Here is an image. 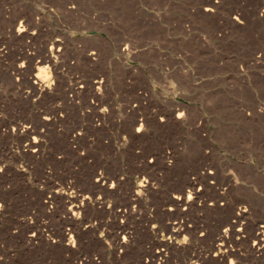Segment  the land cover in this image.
Instances as JSON below:
<instances>
[{
  "label": "rangeland",
  "instance_id": "1",
  "mask_svg": "<svg viewBox=\"0 0 264 264\" xmlns=\"http://www.w3.org/2000/svg\"><path fill=\"white\" fill-rule=\"evenodd\" d=\"M263 8L0 0V264H264Z\"/></svg>",
  "mask_w": 264,
  "mask_h": 264
},
{
  "label": "bare ground",
  "instance_id": "2",
  "mask_svg": "<svg viewBox=\"0 0 264 264\" xmlns=\"http://www.w3.org/2000/svg\"><path fill=\"white\" fill-rule=\"evenodd\" d=\"M261 2H262V4H263V6H264V0H261ZM213 7V5H208V6H206L204 9H205V11H212V8ZM262 11H264V8H263V10ZM256 13V12H255ZM20 29H17V31H19ZM46 57H50V54H47L46 55ZM44 58V57H43ZM44 60V59H43ZM37 64V63H36ZM40 65V64H39ZM38 65V66H39ZM36 66V65H35ZM41 67V66H40ZM34 84H35V86H34V88H36V90L39 92V93H44V92H47L48 90H49V82H45V79L44 78H42V77H39V76H37L36 77V80H34ZM178 113V112H177ZM181 113V112H180ZM177 116H180V114H178ZM136 117V116H135ZM48 118V116L46 117V119ZM137 118V117H136ZM138 119V118H137ZM134 120V119H133ZM132 120V121H133ZM136 122V121H135ZM139 124V123H138ZM142 124V123H141ZM140 125V124H139ZM141 126H138L137 127V130L139 131V129H141L140 128ZM33 139H35V138H33ZM33 141V142H32ZM31 141V143L29 144L31 147L33 146V145H35L34 144V142L36 141V140H32ZM37 142V141H36ZM34 150H35V148H34ZM101 178L100 177H97L95 180L96 181H99ZM143 181V180H142ZM142 181H138V182H136L135 184H134V186H133V188H132V190H130L131 191V195H132V197H133V199L134 200H136V199H138L139 197H140V192H141V190L146 186V184L144 183V182H142ZM189 184V183H188ZM131 189V188H130ZM57 191V190H56ZM55 191V192H56ZM178 193V192H177ZM172 196V195H171ZM78 197V196H77ZM81 197V196H80ZM92 198V197H91ZM172 200L174 201V202H176L177 204L179 203V204H189V203H191V202H189V195H187V197H184V195L182 196V195H180V194H175V195H173L172 197ZM85 200V201H89L90 200V196H88V195H86V194H84V196H83V198L81 197V200ZM93 199V198H92ZM80 200V201H81ZM73 201V200H72ZM79 201V202H80ZM73 203V202H72ZM78 204V203H77ZM81 204H82V201H81ZM83 205V204H82ZM75 207L77 208L78 207V205H76L75 204ZM71 209H73V208H71ZM68 211H70L69 209H68ZM77 212V211H76ZM71 213H72V210H71ZM73 214V213H72ZM177 228V227H176ZM179 230H181V228L179 229ZM183 230V229H182ZM254 248H256V249H260V248H262V249H264V237L263 238H261V237H259V234H256L255 235V237H254ZM124 241H126L125 240V238L124 237H122V240L120 241V242H118L120 245L121 244H123V242ZM162 241H163V243H170L171 241L169 240V239H166V238H162ZM158 252H160L159 250H158ZM94 263V262H93Z\"/></svg>",
  "mask_w": 264,
  "mask_h": 264
},
{
  "label": "snow or ice",
  "instance_id": "3",
  "mask_svg": "<svg viewBox=\"0 0 264 264\" xmlns=\"http://www.w3.org/2000/svg\"><path fill=\"white\" fill-rule=\"evenodd\" d=\"M43 71V70H42ZM180 115H183V113H181ZM189 199H191V195H189Z\"/></svg>",
  "mask_w": 264,
  "mask_h": 264
}]
</instances>
